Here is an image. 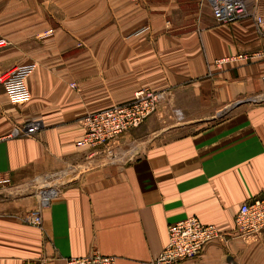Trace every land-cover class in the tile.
<instances>
[{
  "label": "crops",
  "instance_id": "obj_1",
  "mask_svg": "<svg viewBox=\"0 0 264 264\" xmlns=\"http://www.w3.org/2000/svg\"><path fill=\"white\" fill-rule=\"evenodd\" d=\"M241 1L244 16L220 24L209 0H0V75L33 69L27 102L0 86V175L11 181L0 264L94 252L154 264L169 225L230 230L243 203L264 198V0ZM237 54L255 56L213 65ZM144 89L165 101L139 128L77 146L87 115ZM32 211L41 227L26 223ZM182 264H264V233L214 241Z\"/></svg>",
  "mask_w": 264,
  "mask_h": 264
},
{
  "label": "built area",
  "instance_id": "obj_2",
  "mask_svg": "<svg viewBox=\"0 0 264 264\" xmlns=\"http://www.w3.org/2000/svg\"><path fill=\"white\" fill-rule=\"evenodd\" d=\"M209 3L214 19L220 24L234 23L245 14L241 0H209ZM256 21L259 25L263 24L262 17L257 18ZM4 44L5 41L1 39L0 46ZM254 56L237 54L215 60L213 65L221 68L225 64L252 61ZM32 70L31 66H20L0 75V86L3 87L11 102L20 104L28 101L29 93L25 87V80ZM262 80L264 82V77ZM164 101L165 93L144 89L135 93L133 98L125 104L87 115L82 121L84 134L77 146L91 150L107 147L124 133L139 128ZM176 113L178 116L179 113ZM38 129L36 124L24 126L14 131L11 136L32 135ZM10 185V179L0 175V191L8 189ZM52 195L46 194L43 198L44 202L51 199ZM25 221L34 227L42 225L38 211L30 212ZM262 233H264V198L243 203L234 216L230 230L203 225L197 218L189 217L168 226L167 244L155 259L154 264H182L198 258L205 247L214 241L227 242L232 238L244 241L256 240ZM65 264H116V258L94 252L84 257L66 259Z\"/></svg>",
  "mask_w": 264,
  "mask_h": 264
}]
</instances>
